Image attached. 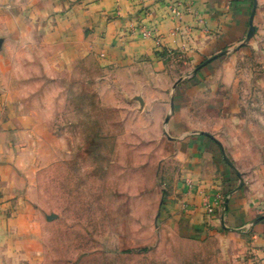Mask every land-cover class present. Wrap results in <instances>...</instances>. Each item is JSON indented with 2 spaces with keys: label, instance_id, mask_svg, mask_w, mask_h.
I'll return each mask as SVG.
<instances>
[{
  "label": "crops",
  "instance_id": "obj_1",
  "mask_svg": "<svg viewBox=\"0 0 264 264\" xmlns=\"http://www.w3.org/2000/svg\"><path fill=\"white\" fill-rule=\"evenodd\" d=\"M145 4L0 0V264L51 262L40 169L20 157L42 119L16 90L24 75L65 78L84 59L160 129L174 188L161 214L171 239L159 246L172 264H264V0ZM143 27L160 39L142 38ZM219 195L228 208L208 221Z\"/></svg>",
  "mask_w": 264,
  "mask_h": 264
},
{
  "label": "rangeland",
  "instance_id": "obj_2",
  "mask_svg": "<svg viewBox=\"0 0 264 264\" xmlns=\"http://www.w3.org/2000/svg\"><path fill=\"white\" fill-rule=\"evenodd\" d=\"M105 78L84 59L65 78L24 75L16 90L42 119L20 157L40 169L50 264H172L159 246L171 239L161 214L174 188L160 163V129L138 121L129 93Z\"/></svg>",
  "mask_w": 264,
  "mask_h": 264
},
{
  "label": "built area",
  "instance_id": "obj_3",
  "mask_svg": "<svg viewBox=\"0 0 264 264\" xmlns=\"http://www.w3.org/2000/svg\"><path fill=\"white\" fill-rule=\"evenodd\" d=\"M139 1L141 2L142 5H146L145 3L148 2V0H139ZM145 13H146V15L149 14V12L147 10L145 11ZM172 13L177 17L181 16V12L179 11V9L177 7L172 8ZM140 34H141L142 38H144V39H153V40H157V41L160 39V37L157 35L156 29H154V28L143 27L141 29ZM187 185H188V188L190 190H192L194 188L193 182H191V181H188ZM228 205H229V198L223 197L222 195L217 196L213 203H207L205 205L206 215L208 217L207 220L210 221L214 216H216L218 213V209H221V207L224 206V208L227 209Z\"/></svg>",
  "mask_w": 264,
  "mask_h": 264
}]
</instances>
